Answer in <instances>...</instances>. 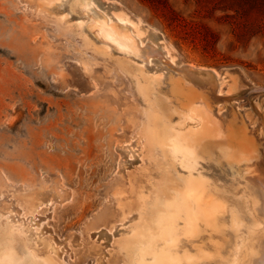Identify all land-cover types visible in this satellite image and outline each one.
Returning <instances> with one entry per match:
<instances>
[{"label":"rangeland","instance_id":"rangeland-1","mask_svg":"<svg viewBox=\"0 0 264 264\" xmlns=\"http://www.w3.org/2000/svg\"><path fill=\"white\" fill-rule=\"evenodd\" d=\"M79 1L0 0V264L153 263L160 232L157 261L247 264L264 231L248 193L264 175V0ZM94 10L143 52L109 46ZM189 179L223 202L169 235Z\"/></svg>","mask_w":264,"mask_h":264},{"label":"bare ground","instance_id":"bare-ground-1","mask_svg":"<svg viewBox=\"0 0 264 264\" xmlns=\"http://www.w3.org/2000/svg\"><path fill=\"white\" fill-rule=\"evenodd\" d=\"M74 1V0H73ZM71 2V1H70ZM92 2V1H91ZM90 1L88 0H81L79 1V3H75L74 4V7L79 9L81 12H86L87 13V7L88 5L91 4ZM94 5V3L92 4ZM71 7V6H70ZM95 7V5H94ZM97 7V6H96ZM71 9V8H70ZM91 10V9H90ZM96 10V9H95ZM94 10V12H95ZM98 10V9H97ZM103 10V9H102ZM100 11V10H99ZM101 13V11H100ZM92 14V13H91ZM97 14V11L95 12L94 14V17L96 16V19L98 18V20L95 22V28L97 29L98 33L100 34V36L102 37L103 40H105V42L109 45V46H113V47H116V48H119V49H123L125 52H128V53H134L135 55L139 56V54H141L142 51V48H141V44L139 45L138 41L136 39V37H134V34L132 35L131 33H129L127 31L128 28H123L121 27L120 25L114 23L112 20L110 19H107L103 16H100V15H96ZM103 15V14H102ZM111 15V14H109ZM93 16V15H92ZM113 18V17H112ZM94 19V18H93ZM124 19V18H123ZM86 20V19H85ZM87 20L89 21V19L87 18ZM91 21V19H90ZM125 21V20H124ZM123 22V21H122ZM121 22V23H122ZM83 23V21H82ZM85 23V21H84ZM124 23V22H123ZM86 27V26H85ZM133 28V27H132ZM134 30V29H133ZM132 30V31H133ZM91 31V30H90ZM131 31V32H132ZM94 34V33H93ZM95 35V34H94ZM96 36V35H95ZM97 37V36H96ZM100 40V39H99ZM140 41V40H139ZM103 43V42H102ZM149 43V42H147ZM106 44V45H107ZM144 45V44H143ZM142 45V46H143ZM156 47V46H155ZM145 48V46H144ZM143 48V50H144ZM114 49V48H113ZM115 50V49H114ZM152 50V49H151ZM122 54V51L120 52ZM148 53V52H147ZM143 54V53H142ZM151 54V53H149ZM158 54V53H157ZM125 55V54H123ZM143 55H146V54H143ZM154 56H152L151 58H153ZM146 58V56L144 57ZM148 59V58H146ZM190 106H189V110H190ZM194 108V107H193ZM195 109V108H194ZM199 109V108H198ZM203 109V108H202ZM200 110V109H199ZM198 110V111H199ZM204 110V109H203ZM191 111V110H190ZM202 111V110H201ZM203 112V111H202ZM204 113V112H203ZM191 116V115H190ZM208 116V115H207ZM201 118V117H199ZM210 118H208L209 120ZM205 120V119H204ZM210 123V122H208ZM216 123V122H215ZM204 124V123H203ZM172 127V126H171ZM170 128V127H169ZM169 128H168V135L166 136V138L169 136ZM174 128V127H173ZM204 128V127H203ZM202 128V129H203ZM216 128H218L216 126ZM172 129V128H170ZM146 130V129H145ZM215 130V129H214ZM217 131H220V127L219 129H216ZM165 131V130H164ZM208 131V130H207ZM203 132V131H201ZM178 133V132H177ZM176 133V134H177ZM188 133V132H186ZM193 133V132H192ZM200 133V132H199ZM204 133V132H203ZM211 133V131H210ZM213 133H217V132H213ZM212 133V134H213ZM165 134V133H164ZM174 134V135H176ZM191 134V132H190ZM189 134V135H190ZM195 134V133H194ZM211 134V135H212ZM174 135L172 136L173 137V140H174ZM183 135V134H182ZM193 135V134H192ZM198 135V134H197ZM218 135V134H217ZM177 136V139H178V134L176 135ZM200 136V134H199ZM171 137V135H170ZM169 137V138H170ZM171 137V138H172ZM188 137V136H187ZM198 137V136H197ZM196 137V138H197ZM164 138V137H163ZM165 138V139H166ZM192 138V137H191ZM195 138V137H194ZM176 139V138H175ZM170 140V139H169ZM182 140V139H181ZM180 140V142H181ZM172 141V140H170ZM196 141V140H194ZM192 142V143H195V142ZM175 142V141H174ZM173 141L171 143H174ZM178 142V141H176ZM185 142V140H184ZM166 143V142H165ZM168 143H170L168 141ZM186 143V142H185ZM191 143V144H192ZM179 144V143H178ZM189 144V146L191 145ZM174 145V144H173ZM187 147V146H186ZM177 148V147H176ZM184 148V147H183ZM181 149V148H180ZM179 149V150H180ZM178 150V152H179ZM191 152V150H190ZM173 154V153H172ZM192 154V153H191ZM188 155L189 157L191 156ZM186 157V156H185ZM184 157V158H185ZM250 178H251V184L249 185V196H250V205L252 207V209H260L261 210V220L264 221V175H261V174H255V173H250ZM220 185V184H219ZM222 185V184H221ZM224 186V184H223ZM181 197L176 201L175 203V206H181L183 209V211L185 212V219H183L184 221V226H181V228H178L179 230L178 231H172V230H169L168 233H170L169 235H176L177 232H187L189 230H194L196 231L197 230V227H198V215L197 214H202V216L205 218L206 222H210V223H214V221H216V217L214 216H210V213L209 211H203V210H199L201 208H203L204 206L206 207H211L212 209L215 208L216 206H213V201H216L218 205V203H221L223 202V199H221L220 197L216 196L214 197L213 196V193L211 192V189L209 188V191H206V192H202L200 188H198V183L196 181H194V179H189L187 182H186V188L184 189V191L181 193ZM207 198V199H210L209 202H204V199ZM166 207V206H165ZM167 208V207H166ZM170 209V207L168 208ZM207 209V208H206ZM183 212V213H184ZM182 213V214H183ZM159 214V213H158ZM157 214V215H158ZM210 217H209V216ZM166 216V215H165ZM172 216V214H171ZM162 217V216H161ZM180 217V216H179ZM158 219V217H157ZM170 219V217H165L162 219L159 220L158 222V225L160 224H166L168 222V220ZM180 220V219H179ZM182 221V220H181ZM179 222V221H178ZM186 223V225H185ZM156 225V224H155ZM218 225V223H217ZM216 225V227L218 228V226ZM173 226V225H172ZM215 225H213L214 227ZM221 228V225H219ZM215 227V228H216ZM148 228V227H147ZM215 228L213 230H215ZM218 228V229H219ZM166 234V233H165ZM182 234V233H181ZM245 234V233H244ZM251 234V233H250ZM253 234V233H252ZM159 240L158 239H155V243L153 244H150L148 247H147V252L149 254H153V258L155 259V261L153 263H149L146 260V254H144L139 262V264H170L168 261L166 260H156L157 257L161 254H165L164 251H167V248L171 242H167L168 240H166L165 238H163L164 236V233L160 232L159 234ZM246 235V234H245ZM253 236V235H252ZM139 237V236H138ZM171 237V236H169ZM173 237V236H172ZM154 239V238H152ZM151 239V240H152ZM150 241V240H149ZM153 241V240H152ZM150 241V242H152ZM158 241V243H157ZM148 242V241H147ZM149 242V243H150ZM160 242V243H159ZM161 244L162 245V248H158V245ZM145 250V251H146ZM146 252V253H147ZM243 256H244V259L245 261L247 262V264H264V231L262 232H259L257 236H253L249 242H246V248L243 250ZM185 255H190V254H187L185 253ZM11 263V262H10Z\"/></svg>","mask_w":264,"mask_h":264},{"label":"trees","instance_id":"trees-1","mask_svg":"<svg viewBox=\"0 0 264 264\" xmlns=\"http://www.w3.org/2000/svg\"><path fill=\"white\" fill-rule=\"evenodd\" d=\"M254 1V0H253ZM256 1V0H255ZM263 1V0H262Z\"/></svg>","mask_w":264,"mask_h":264}]
</instances>
